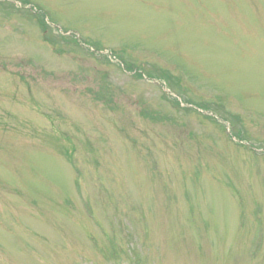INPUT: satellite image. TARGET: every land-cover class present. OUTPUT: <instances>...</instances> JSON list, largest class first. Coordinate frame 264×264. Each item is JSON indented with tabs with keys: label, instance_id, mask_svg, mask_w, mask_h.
Masks as SVG:
<instances>
[{
	"label": "rangeland",
	"instance_id": "1",
	"mask_svg": "<svg viewBox=\"0 0 264 264\" xmlns=\"http://www.w3.org/2000/svg\"><path fill=\"white\" fill-rule=\"evenodd\" d=\"M251 145L264 0H0V264H264Z\"/></svg>",
	"mask_w": 264,
	"mask_h": 264
},
{
	"label": "trees",
	"instance_id": "2",
	"mask_svg": "<svg viewBox=\"0 0 264 264\" xmlns=\"http://www.w3.org/2000/svg\"><path fill=\"white\" fill-rule=\"evenodd\" d=\"M157 74L160 78L164 79L170 87L175 88V86L179 84V79L174 77L168 69H162Z\"/></svg>",
	"mask_w": 264,
	"mask_h": 264
}]
</instances>
